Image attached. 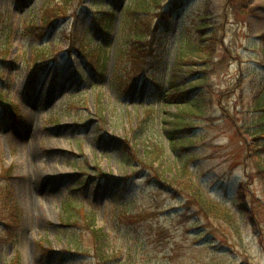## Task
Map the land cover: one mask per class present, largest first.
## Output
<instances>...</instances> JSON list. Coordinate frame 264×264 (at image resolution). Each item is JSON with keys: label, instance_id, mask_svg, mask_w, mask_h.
<instances>
[{"label": "rangeland", "instance_id": "obj_1", "mask_svg": "<svg viewBox=\"0 0 264 264\" xmlns=\"http://www.w3.org/2000/svg\"><path fill=\"white\" fill-rule=\"evenodd\" d=\"M109 1L0 0V264H264V0H186L138 61L117 7L100 71Z\"/></svg>", "mask_w": 264, "mask_h": 264}, {"label": "trees", "instance_id": "obj_2", "mask_svg": "<svg viewBox=\"0 0 264 264\" xmlns=\"http://www.w3.org/2000/svg\"><path fill=\"white\" fill-rule=\"evenodd\" d=\"M186 0H132V2L127 6L125 4L126 0H111L108 2L107 9H111V12H102L104 13L103 18H96L98 19V23L96 26H99L101 30L105 31V41L99 42L97 46L96 52V60L90 61L89 66L92 67L91 69H98L101 71L105 64L106 54L105 46L108 44V37H109V29L111 25V16L113 15L112 10L116 9L117 7L126 8L127 16L125 17L124 24L127 28V38H131L132 41L136 42L135 45L132 46V50L128 48V51L124 52V48L120 47L119 50L122 51L123 54L127 53L128 60L132 59L133 61L146 60L151 56L155 51H157L160 47H162L163 37L166 31H168L169 27V18L174 15L179 9L183 6ZM101 2H97L96 5L100 6ZM95 5V4H94ZM61 10H56L53 12L52 15L49 17L44 18V24L46 26H50L53 20L59 18V14ZM53 17V18H51ZM51 18V19H49ZM85 40V38H82ZM91 39V38H90ZM125 42V39H124ZM88 44L90 42H87ZM85 56L90 57L89 51L91 48L88 46H84ZM90 45V44H89ZM123 47H126L124 45ZM134 49H137L134 51ZM134 51V52H133ZM92 53V51H91ZM94 53H92V56ZM120 57H122L120 53ZM143 58V59H142ZM101 68V69H100ZM171 86H175L173 81L171 82ZM193 87H189L187 90H183L177 93L178 98L183 96L184 101L182 99L178 100L179 104H184L187 106L188 110L193 112L194 109H199V106L195 104V100H190L189 98L192 97V89ZM185 95V96H184ZM174 101H177V97H174ZM154 148L153 145H150ZM146 148V154L148 157L150 153H154L155 150L151 147ZM180 173L182 174V180L185 181L187 184L185 187L188 189L190 193V197L193 198L194 204L197 207L198 212L202 213L208 219H210L209 214L212 209H216L219 211L215 204H211L208 202L206 196L203 195L201 190L198 186L195 185L194 182L191 181V176L188 174L187 168L182 167L180 169ZM181 178V177H180ZM211 215V214H210ZM15 219L16 215H11L10 219ZM3 221V220H1ZM3 224V231H5L9 236H12L13 233L16 231L15 226L12 225V222H2ZM5 264H20L18 260L12 261L11 259Z\"/></svg>", "mask_w": 264, "mask_h": 264}]
</instances>
